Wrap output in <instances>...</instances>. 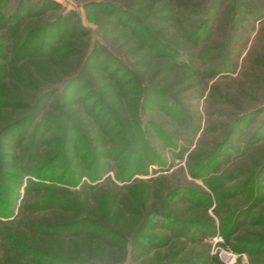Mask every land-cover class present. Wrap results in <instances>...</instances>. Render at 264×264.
<instances>
[{"label": "rangeland", "instance_id": "obj_1", "mask_svg": "<svg viewBox=\"0 0 264 264\" xmlns=\"http://www.w3.org/2000/svg\"><path fill=\"white\" fill-rule=\"evenodd\" d=\"M222 1L200 45L232 24ZM241 1L229 66L211 75L216 51L184 38L203 15L180 17L182 1L0 0V264H31L27 247L99 264H264V11L249 13L264 0ZM152 31L193 68L157 57ZM149 209L180 231L147 226L142 247ZM66 219L80 223L51 227Z\"/></svg>", "mask_w": 264, "mask_h": 264}, {"label": "trees", "instance_id": "obj_2", "mask_svg": "<svg viewBox=\"0 0 264 264\" xmlns=\"http://www.w3.org/2000/svg\"><path fill=\"white\" fill-rule=\"evenodd\" d=\"M180 1H182L180 4V7L184 9L181 12L187 13V14H184L180 17L187 19L188 22L191 19H196L197 16L199 17V16L203 15V18H198V20H195L194 23L188 24L187 33H186V36H184L185 40L189 41V43L192 47H195V48L203 47L201 49V51L206 52L207 54L208 53L210 54V53H213L214 51H216L217 54L213 55L212 57H214V59L218 58L219 62L215 66L210 68L209 72L214 73L211 75H215L216 73L221 72L225 67L229 66V57L228 56L232 52L233 43L235 41V36H234L235 27H233V26L236 24L235 21L238 18L239 8L244 5V2H242L241 0H233L232 6L226 12L227 17L229 16V21L232 22V20H233V22H232V24H230L228 26L227 32L224 34L223 37L220 38V40L215 41L214 43L210 42L209 44L200 45V43H202V42L208 43L209 35L208 36H207V34L204 35L206 33L204 27H205V25L210 24V21L213 19L211 17L215 16L214 14H215L216 8L219 5H221V3L223 4V1L221 2V0H204V1L203 0H196V2H195L194 0H179V2ZM261 9H262L261 11H257V12L253 11L254 9H250L249 13L255 19L261 18L262 12L264 11V6H262ZM167 10H168V8H165L163 6L162 8L155 10V12H153V13L151 12L152 14L149 15V17L152 16V19H157L158 17H161L162 13H164V15H165V12ZM224 13H225V11H224ZM204 16H207V18H204ZM217 16H219V13H217ZM132 17H133L132 18L133 20L131 23L132 34L138 35L137 30L139 29V26H141V28H143V25L141 24L143 22L141 21V18L138 16L132 15ZM177 19H178L177 17L174 18L175 21H179ZM150 37L155 41L154 43H152L149 46L150 50H153V53L157 57L168 58L169 63H172L173 67H174V65L177 67H178V65H183L184 67H187V68H191V69L193 68L192 64L189 62H185L182 64H177L175 62V58L180 57L182 55H186V54L189 55L190 54V53H186L187 51L183 50V49H187V48H185L181 43H179L177 39L166 38L163 41H160L157 39L156 36H154L153 31L150 33ZM172 37L174 38L175 36H172ZM141 48H143V46H141ZM179 48L182 49L183 52L186 54H183V52L180 51ZM168 52H171V53L167 54ZM152 57H154V56H152ZM212 57L210 59H213ZM169 68L171 69V66ZM113 76H114V74L111 75V77H113ZM76 79H78V78H76ZM28 117H30V116H28ZM244 117H246V115H244ZM14 126L15 125L11 123V124L7 125L5 128L8 127L9 129H11ZM155 215H160V216H155ZM140 217L141 218L137 222V227L133 233V238H135V239H137V238L143 239L144 238V235L142 233H143L144 229L146 230L147 226H148V230L153 231L155 228H157V226H160V225L164 226V224H165L169 230L171 229L170 231H172V232L179 233L178 231H180L179 227L176 226V221H177L176 218L170 213H165L163 211L161 212L157 209H153V210L149 209L147 212H145ZM79 223H80V221H78V220L77 221H70L69 219H66L65 221H62V222H60L56 225H53L51 227L52 228L56 227V226L59 227L60 225H62L61 226L62 228H60L59 230H62V231L65 230L66 231V230H70L72 228V226H75V225L77 226ZM190 223H194V222L190 221ZM91 224L93 226L98 225L102 229L104 227L106 230L110 231L114 235H117L116 233H118L115 230V228L113 229L111 226H109L107 224L103 223L104 226L102 227V224L100 222L95 221V220H91ZM111 228H112V230H111ZM53 231L54 230H46L45 229L44 231L39 232V234L44 236V237H47V238L51 237V236H53V237L57 236V234L54 233ZM92 232H93V234L96 233L95 231H92ZM92 232L90 231L89 234ZM86 233H88V232H86ZM86 233H85V235H87ZM174 235L177 236L178 234H174ZM87 236L91 240H93L96 237L95 235H87ZM100 239H103V238H100ZM149 239L152 240L153 243L160 241L159 237L154 238V236H151ZM107 241H109V240H107ZM144 242L146 243L145 238H144ZM150 244H152V243L149 241L145 245H142V247L148 246ZM48 249H52V248H48ZM30 252H32L31 256H29ZM18 257L20 259L27 258V260H29L31 262V264H99L96 262H91L90 260H87L84 258H76L73 255L60 254L59 252H56L55 254L46 253V252L42 253L39 250H36V251L33 250V248H31V247H27L25 250H23L22 254L19 253ZM34 258L37 260L38 259H41V260L38 262H35ZM43 259H47V260H43ZM213 262H214V264H222L216 256L213 257ZM190 263H192V262L188 258H186V259L182 258L180 260H177V259L170 260L165 264H190ZM26 264H30V263L27 262ZM198 264H201V263H198Z\"/></svg>", "mask_w": 264, "mask_h": 264}, {"label": "built area", "instance_id": "obj_3", "mask_svg": "<svg viewBox=\"0 0 264 264\" xmlns=\"http://www.w3.org/2000/svg\"><path fill=\"white\" fill-rule=\"evenodd\" d=\"M230 258H232L231 254H225V262L227 263V260H229ZM228 264V263H227Z\"/></svg>", "mask_w": 264, "mask_h": 264}]
</instances>
